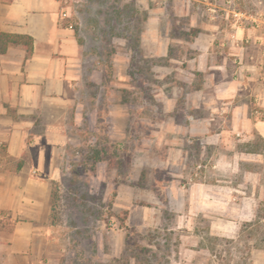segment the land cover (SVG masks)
I'll use <instances>...</instances> for the list:
<instances>
[{
    "label": "rangeland",
    "instance_id": "1",
    "mask_svg": "<svg viewBox=\"0 0 264 264\" xmlns=\"http://www.w3.org/2000/svg\"><path fill=\"white\" fill-rule=\"evenodd\" d=\"M62 2L86 60L85 122L61 177L45 189L39 174L6 157L0 139V264H264V142L254 138L251 150L261 155L248 162L244 124L238 136L232 120L237 104L259 109L264 46L212 42L205 59L196 48L207 50L199 24L234 32L253 13L264 18V0H194L192 14L188 0ZM234 82L251 86L234 94ZM213 164L223 196L229 188L258 193L257 217L238 219L231 234L223 225L211 233L215 219L188 224L183 216L194 208L187 195L196 168ZM29 222L39 228L30 250L13 253L16 230Z\"/></svg>",
    "mask_w": 264,
    "mask_h": 264
},
{
    "label": "crops",
    "instance_id": "2",
    "mask_svg": "<svg viewBox=\"0 0 264 264\" xmlns=\"http://www.w3.org/2000/svg\"><path fill=\"white\" fill-rule=\"evenodd\" d=\"M193 1L188 0L190 14ZM262 9L261 15L264 13V8ZM65 11L67 12L62 0H0V39L2 34H7L32 40L30 49L24 41L7 40L6 51L0 52V139L5 142L6 157L17 162L18 168L34 170L35 174H39L42 181L39 184L44 189L47 182L61 177L62 169L69 163L68 154L76 151L72 148L73 139L85 122L84 107L87 102L81 87L86 78V60L80 35L76 29L70 28L74 27V23L71 18H64ZM226 11L224 19L229 20L231 11ZM241 15L245 16L243 13ZM258 15L253 13L247 16L250 20L246 26L231 25L228 21L229 26L238 28L234 32L222 27L216 32V24L202 22L199 26L207 34H201L206 36L201 39L207 43V50L201 51L199 46L196 47L198 52L202 53L203 58L212 57V42L214 46L216 43L222 47L227 44L235 47L238 43L242 47L254 44L262 48L264 18H259ZM192 26L196 28L197 25L194 23ZM221 31L224 34H220ZM261 53L264 55V50ZM154 56L155 53L150 52V57ZM239 86L237 88L235 82L232 84L234 94L237 89H249L251 84ZM251 89L256 95V88ZM256 105L259 109L254 111L249 103L242 102L234 107L232 114L238 136L242 134L240 123L244 124L243 131L246 134L243 135L248 140V145H244V150L240 153L248 162L253 161L252 154L261 155L259 150H251L254 138L258 136L264 142V96L257 97ZM215 169L217 166L213 164L212 170L203 168L198 173L195 170L194 175H198V180L187 195L188 206L190 203L194 208H188L183 216L188 224L190 219L196 217L215 219L217 222L213 221L210 225L211 233L220 234L223 225L227 227L223 233L231 234V228L235 229L238 219L257 217L258 193L251 189L249 192L235 190L244 194V197H240L229 188L226 197L223 196L227 190L214 177ZM248 180L250 183L246 186H253V177ZM255 180L256 183L263 184L262 178L256 177ZM230 182L228 180L225 183ZM185 185L182 186L183 190H187ZM39 201L41 199L36 200V203ZM222 203H227L230 207L226 209V216L220 208ZM222 213L225 218L233 220L220 222ZM38 229L31 222L20 225L11 241L12 252L27 253Z\"/></svg>",
    "mask_w": 264,
    "mask_h": 264
},
{
    "label": "trees",
    "instance_id": "3",
    "mask_svg": "<svg viewBox=\"0 0 264 264\" xmlns=\"http://www.w3.org/2000/svg\"><path fill=\"white\" fill-rule=\"evenodd\" d=\"M10 41V42H20V41H24L26 46H28V49L31 48V39L30 38H22V37H18V36H11V35H7V34H2L1 35V39H0V52H5L6 51V41ZM255 152V150H253ZM95 152V161H100L102 160V158H100V153L101 152H98V151H94ZM124 221V219L122 220ZM127 239H128V242H130V240H132L134 238V233H133V229L132 228H128L127 227Z\"/></svg>",
    "mask_w": 264,
    "mask_h": 264
},
{
    "label": "built area",
    "instance_id": "4",
    "mask_svg": "<svg viewBox=\"0 0 264 264\" xmlns=\"http://www.w3.org/2000/svg\"><path fill=\"white\" fill-rule=\"evenodd\" d=\"M63 16H64V18H66V19H67V18H68V19L71 18V17L69 16V14H68L66 11L64 12V15H63ZM70 28L73 29L74 27L71 26ZM202 169H203V166H198V167L196 168L197 173H198L199 171H201ZM197 176H198V175H197Z\"/></svg>",
    "mask_w": 264,
    "mask_h": 264
}]
</instances>
